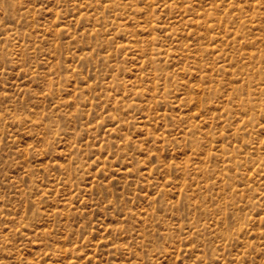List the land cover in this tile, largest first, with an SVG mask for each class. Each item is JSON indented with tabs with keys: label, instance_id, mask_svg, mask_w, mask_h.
Segmentation results:
<instances>
[{
	"label": "rangeland",
	"instance_id": "374dc122",
	"mask_svg": "<svg viewBox=\"0 0 264 264\" xmlns=\"http://www.w3.org/2000/svg\"><path fill=\"white\" fill-rule=\"evenodd\" d=\"M0 264H264V0H0Z\"/></svg>",
	"mask_w": 264,
	"mask_h": 264
}]
</instances>
